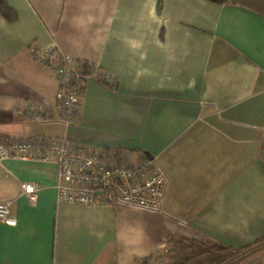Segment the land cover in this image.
<instances>
[{
	"label": "crops",
	"instance_id": "obj_1",
	"mask_svg": "<svg viewBox=\"0 0 264 264\" xmlns=\"http://www.w3.org/2000/svg\"><path fill=\"white\" fill-rule=\"evenodd\" d=\"M0 13V139L60 136L103 152L148 151L159 209L57 197V165L0 157V264H138L172 244L250 245L264 264V0H6ZM105 69L86 78L77 120L58 121L56 76L33 47ZM37 102L49 116L24 114ZM36 182L34 204L22 193Z\"/></svg>",
	"mask_w": 264,
	"mask_h": 264
},
{
	"label": "built area",
	"instance_id": "obj_2",
	"mask_svg": "<svg viewBox=\"0 0 264 264\" xmlns=\"http://www.w3.org/2000/svg\"><path fill=\"white\" fill-rule=\"evenodd\" d=\"M40 68L53 73L60 86L57 93L58 121L66 128L77 120L82 83L93 78L112 83L109 73L97 64L64 55L55 44L33 47ZM37 121L49 116L37 102L24 109ZM261 155L264 160V138ZM0 157L32 161H53L57 165V197L72 203L112 204L126 202L146 209L161 207L165 178L153 160L141 154L109 148L99 152L74 142L64 133L60 136L4 137L0 139ZM36 182H25L22 193L34 204L38 197ZM0 221L15 225L8 202L0 203Z\"/></svg>",
	"mask_w": 264,
	"mask_h": 264
},
{
	"label": "rangeland",
	"instance_id": "obj_3",
	"mask_svg": "<svg viewBox=\"0 0 264 264\" xmlns=\"http://www.w3.org/2000/svg\"><path fill=\"white\" fill-rule=\"evenodd\" d=\"M213 244L210 242L204 247L194 242L181 241L172 244L166 251L159 253L157 256L141 260L138 264H214L221 256V250L214 248L210 252L204 251L201 253V250L208 249ZM229 261L236 262L237 258L234 257Z\"/></svg>",
	"mask_w": 264,
	"mask_h": 264
},
{
	"label": "trees",
	"instance_id": "obj_4",
	"mask_svg": "<svg viewBox=\"0 0 264 264\" xmlns=\"http://www.w3.org/2000/svg\"><path fill=\"white\" fill-rule=\"evenodd\" d=\"M211 1H214L218 4H223L227 0H211ZM0 13L9 21H14L18 17L16 10L14 8H12L6 0H0ZM194 243H196V242H194ZM198 244H200V243H198ZM200 245L205 247V245H207V244L201 243ZM249 247H250V245L235 248L233 246H229V245H226L223 243H221V244L220 243H214L212 245V247H209L208 249L204 248V250H201V253H203L204 251L210 252L214 248H216L217 250H221V256L219 257V259L216 260V263H214V264H232L235 262L234 261L230 262L229 260L234 258V257H236L237 260L243 258V256H240V254L245 249H247ZM150 257H152V256H150ZM150 257H147L144 259H148Z\"/></svg>",
	"mask_w": 264,
	"mask_h": 264
},
{
	"label": "water",
	"instance_id": "obj_5",
	"mask_svg": "<svg viewBox=\"0 0 264 264\" xmlns=\"http://www.w3.org/2000/svg\"><path fill=\"white\" fill-rule=\"evenodd\" d=\"M145 154H146L147 158L153 159V156L148 151H146Z\"/></svg>",
	"mask_w": 264,
	"mask_h": 264
}]
</instances>
